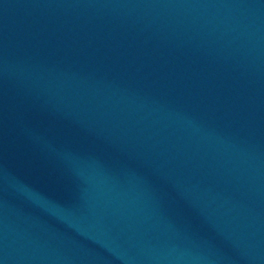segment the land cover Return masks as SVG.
<instances>
[{
	"label": "water",
	"instance_id": "obj_1",
	"mask_svg": "<svg viewBox=\"0 0 264 264\" xmlns=\"http://www.w3.org/2000/svg\"><path fill=\"white\" fill-rule=\"evenodd\" d=\"M0 264H264V0H0Z\"/></svg>",
	"mask_w": 264,
	"mask_h": 264
}]
</instances>
